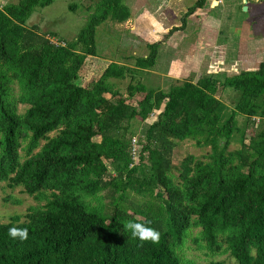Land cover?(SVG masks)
I'll return each mask as SVG.
<instances>
[{"label": "trees", "instance_id": "trees-1", "mask_svg": "<svg viewBox=\"0 0 264 264\" xmlns=\"http://www.w3.org/2000/svg\"><path fill=\"white\" fill-rule=\"evenodd\" d=\"M124 1L99 0L67 46L26 26L35 8L54 0H20L0 10V183L45 201L24 222L13 216L0 223V264H196L180 254L195 228L194 242L203 240L212 253L226 248L235 264H264V63L167 91L130 83L124 96L110 80L134 81L136 71L152 68L155 43L134 67L110 62L85 87L77 80L85 60L97 54L96 29L107 20L126 22L131 11ZM208 1L196 0L163 41L185 30ZM226 88L236 93L233 107L217 97ZM138 94L143 97L130 102ZM18 104L28 106L23 114ZM155 112L138 140L136 162L132 121ZM239 116L253 131L248 139ZM235 133L240 148L218 150L219 140L228 148ZM186 140L210 146L211 162L191 157L177 166L174 151ZM101 193L108 202L92 205ZM128 221L159 230V242L134 237ZM11 227H27L28 238H12Z\"/></svg>", "mask_w": 264, "mask_h": 264}, {"label": "rangeland", "instance_id": "rangeland-1", "mask_svg": "<svg viewBox=\"0 0 264 264\" xmlns=\"http://www.w3.org/2000/svg\"><path fill=\"white\" fill-rule=\"evenodd\" d=\"M20 0H0V10L3 6L9 4H17ZM99 0H54V2L44 8H35L32 15L27 20L26 26L38 32L45 38L50 39L54 44L67 46L75 41L79 33L85 27L89 14L93 11ZM146 1L151 0H125V4L132 10L131 17L124 23H115L107 20L96 29V48L97 54L94 57H88L81 70L79 71L78 82L83 86H88L94 82L102 74L106 66L110 62L125 64L133 66L136 58L144 57L148 54V45L154 44L156 41H163L165 30L169 28L172 23H180L182 15L193 7L185 8L183 4L174 2L172 4L173 10H169L164 5V0H155L152 5L157 6L158 13L152 10L146 16H136V12H141L145 8ZM218 1V0H216ZM211 2V1H210ZM217 4V3H216ZM75 5L74 10L71 9ZM142 6V7H140ZM162 8H159L161 7ZM209 4L207 7L209 8ZM210 9V8H209ZM195 12H198L196 10ZM199 13V12H198ZM195 14V13H194ZM155 15V16H154ZM207 15L209 17L220 19V36L219 41L226 42L229 40V53H243V55L256 53L264 60V0H219L215 8L210 10V13L201 15L203 20ZM198 17L196 15L190 16L188 19V29L199 25L202 21H195ZM156 23L160 22V28L152 35L147 34V31L142 33V23ZM199 22V23H198ZM140 29L137 28L139 27ZM164 30V31H163ZM168 30V29H167ZM237 32V33H236ZM223 39V40H221ZM227 43V42H226ZM231 44V47H230ZM228 45V44H227ZM163 54V53H162ZM228 55V54H227ZM211 76V74L206 75ZM212 76H223L217 74ZM232 75L229 74V77ZM188 77V76H187ZM110 82L118 89L124 96H127V87L130 83L136 86L138 83L143 84L147 89L157 90L154 86L161 87L162 82L148 79L146 73H136L135 80H131L128 76L124 80L112 79ZM164 89V88H163ZM14 93H18V87L13 85ZM167 90V89H166ZM143 94H138L129 99L130 102H137L141 99ZM217 97L227 106L233 105L237 101L236 93L229 88L220 90ZM165 104V103H164ZM163 107V106H162ZM18 113L23 114L28 108L27 105L18 104ZM158 112L149 116L145 121H140L139 118L133 120L132 130L133 137L136 140L143 142L145 132L151 122L156 118ZM237 125L245 132V137L248 139L253 132L245 117L239 116L237 118ZM56 132L49 136L53 137ZM224 141L219 140V149L222 151H231L240 148L239 134L235 133L228 148L222 146ZM44 141L40 142V146ZM26 142L22 144L24 148ZM39 146V148H40ZM37 148L35 152L39 150ZM137 153H140V147L137 145ZM212 149L210 146H197L194 140H186L180 142L173 154V161L178 166L184 159L202 160L203 162H211L210 155ZM25 152L20 149L21 160L25 159ZM174 175H178L174 172ZM100 200L92 199V205H99L100 203H107L108 199L104 198L101 193L98 195ZM99 203V204H98ZM45 204V201H38L27 195L23 187L9 188L7 182L0 183V223H8L13 216H19L20 222L26 220V214L32 207H40ZM200 229H192L187 238L182 251L180 252L183 260L194 262L196 264H209L212 261H224L225 264H235L233 258L229 255V251L223 248L221 253H212L206 243L202 240L197 245L194 242L195 237H199Z\"/></svg>", "mask_w": 264, "mask_h": 264}, {"label": "crops", "instance_id": "crops-1", "mask_svg": "<svg viewBox=\"0 0 264 264\" xmlns=\"http://www.w3.org/2000/svg\"><path fill=\"white\" fill-rule=\"evenodd\" d=\"M153 1L155 0H151V2L146 1L145 8L141 12L137 10L136 16H138L137 14H139V16H146L150 14L152 10H155L157 14V6L154 7L152 5ZM164 1V5H166V8L170 11L173 10L172 4L176 1L177 3L183 4L185 8L194 7L196 2V0ZM216 3L218 4V1L209 0L203 9L198 10L199 13L194 12L195 14L193 13L190 16L196 15V17H201V15L209 14L210 10L217 6ZM208 4L210 5V9L207 7ZM159 8H162V6ZM129 9L132 15L133 9L130 7ZM199 17L195 21L201 20L202 22L196 25V27H191V30H189L190 28L188 29V17L185 30L175 32L166 41H156L155 43H158V55L155 65L150 69L138 70L136 73L145 72L148 79L162 82V84H159L162 85L161 87L154 86L157 90L167 91L173 85H177L184 81L195 82L197 79L209 74H223L229 77V74L234 76L244 71H256L260 64L264 63L261 56L254 52V55L248 54L245 56L240 52L235 55L230 54V48H227V46H229V40H226L227 43L219 41L221 33L220 19L209 17V15L203 17L205 18L204 20ZM177 25H179V23H172V25L168 26V30H165V33L173 26ZM141 27H143L142 33L146 30V35H152L151 33L155 34L161 26L159 21L157 23L156 21L148 23L147 20V23H142ZM137 28L140 29V24ZM130 67H134V65Z\"/></svg>", "mask_w": 264, "mask_h": 264}, {"label": "clouds", "instance_id": "clouds-1", "mask_svg": "<svg viewBox=\"0 0 264 264\" xmlns=\"http://www.w3.org/2000/svg\"><path fill=\"white\" fill-rule=\"evenodd\" d=\"M125 227L134 237H138L141 241L157 243L161 238L160 231L154 227H150L147 223L128 221ZM8 231L12 238H19L21 240H26L28 238L29 230L27 227H11Z\"/></svg>", "mask_w": 264, "mask_h": 264}, {"label": "built area", "instance_id": "built-area-1", "mask_svg": "<svg viewBox=\"0 0 264 264\" xmlns=\"http://www.w3.org/2000/svg\"><path fill=\"white\" fill-rule=\"evenodd\" d=\"M132 143H133V146H132V156H133V160L137 162L139 160V153H137V150H136L137 149L138 141L136 140L135 137H133Z\"/></svg>", "mask_w": 264, "mask_h": 264}]
</instances>
